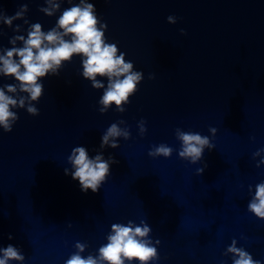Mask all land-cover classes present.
I'll list each match as a JSON object with an SVG mask.
<instances>
[{"label": "water", "instance_id": "95a60500", "mask_svg": "<svg viewBox=\"0 0 264 264\" xmlns=\"http://www.w3.org/2000/svg\"><path fill=\"white\" fill-rule=\"evenodd\" d=\"M89 2L107 24L106 41L143 79L123 111L112 104L101 112L108 79L98 76L103 87L94 88L74 56L43 79L42 96L31 102L38 115L28 113L27 101L11 109L18 117L12 130L0 128V247L15 245L24 260L9 264H65L77 252L98 257L112 225L129 221L151 228L157 257L150 264H233V242L264 264V218L248 207L264 183V0ZM59 3L60 11L70 6ZM21 4L44 31L60 14L41 12L46 0H0V16ZM15 24L26 35L23 20ZM13 35L0 23V51ZM14 83L0 76V88ZM112 124L128 136L101 147ZM177 130L207 136L213 147L195 163L181 158ZM160 144L171 155L149 156ZM77 146L117 161L96 192L65 175Z\"/></svg>", "mask_w": 264, "mask_h": 264}, {"label": "clouds", "instance_id": "9594fccd", "mask_svg": "<svg viewBox=\"0 0 264 264\" xmlns=\"http://www.w3.org/2000/svg\"><path fill=\"white\" fill-rule=\"evenodd\" d=\"M60 11L59 0H46L47 6L40 7V11L47 16H53L59 11L55 25L44 31L39 22L30 23L26 18L28 5L21 4L15 14L0 16V23L12 28L14 35L9 37L7 47L0 51V76L12 77L16 82L6 84L0 88V128L5 132L12 130L13 123L18 119L11 109L25 107L30 115L36 116L39 110L31 102H38L43 94V79L49 75H58L60 68L71 62L74 56L80 57L83 78L90 80L94 88L103 87L97 77H106L108 86L99 103L104 112L108 106L115 104L119 111H123L122 104L137 91V85L143 79V73L133 70V63L125 60V53L119 52L115 43H108L105 39L106 23H101L96 8L89 0H79ZM23 20L27 28L22 33V26L14 25V21ZM169 23H175L173 16H168ZM183 33L184 30L181 29ZM21 46H17V43ZM18 85V87H17ZM26 93L27 95H18ZM11 94V95H10ZM143 127L141 131H143ZM209 131L215 132L214 128ZM177 138L181 141L178 156L197 162L203 155L205 147L211 149L213 145L207 136L198 132L177 130ZM128 136L116 124L109 126L101 136V147L108 145L118 147L115 139L119 136ZM172 149L160 144L150 149L149 156L169 157ZM72 169H65V175H71L79 182L81 191L96 192L110 174L111 164L117 163L113 157L108 160L99 153L90 157L84 146L75 147L68 157ZM198 173L202 169L197 170ZM249 210L260 218H264V183L256 186L253 200L249 203ZM151 228L146 223L136 225L129 221L127 224H114L107 237V243L98 250V257L91 255L82 257L79 252L74 253L65 264H150L157 257V249L147 238ZM9 240L12 236L9 235ZM83 251V246L77 244ZM234 254L233 264H260L254 261L249 253L235 247V242L227 249ZM24 256L13 244L0 247V264H9V261L22 262Z\"/></svg>", "mask_w": 264, "mask_h": 264}]
</instances>
